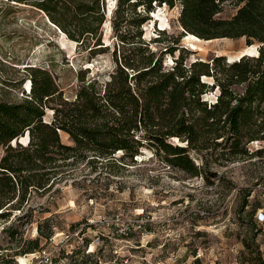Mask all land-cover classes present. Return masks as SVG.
I'll return each instance as SVG.
<instances>
[{
    "label": "trees",
    "instance_id": "trees-1",
    "mask_svg": "<svg viewBox=\"0 0 264 264\" xmlns=\"http://www.w3.org/2000/svg\"><path fill=\"white\" fill-rule=\"evenodd\" d=\"M1 1L43 11L81 48H109H102L100 33L105 22L104 0ZM116 2L115 10L122 14L124 27L134 25L138 30L131 35L115 26V68L107 80L88 78L89 69L80 70L79 87L70 99L61 91L52 71L27 65L23 74V80L30 82L27 94L16 102L0 98V148L5 149L0 159V222L10 217L12 210L23 211L33 193H47L63 179L75 176L78 170L74 166L112 163L116 154L122 155L121 161L135 163L143 150H150L170 169L190 178L200 177L210 186H216L212 178L220 182L223 178L211 172L213 168L241 163L251 168L250 185L239 187L229 180L226 189L244 194L238 216L249 207L251 218L240 219V226L250 236L244 245L253 262L264 264L256 243L257 233L264 232V220L259 223L253 219L263 207L248 199L255 186L264 185V0ZM229 2L238 10L225 19L220 15ZM177 3L181 5L179 22L187 33L184 41L193 51L178 47L180 37H163L165 29L156 30L150 42L142 39L140 28L153 20L156 10L163 5L174 8ZM129 10L135 14V21ZM225 38L245 39L248 46L257 44L259 54L231 63L226 56H214L188 64L189 55L200 50L198 43ZM152 43L166 46L154 51ZM177 51L174 64L166 67L165 57ZM3 83L14 84L6 80ZM210 94H215V100L207 98ZM47 109L53 112L49 122L45 120ZM61 133L69 136L71 145L63 143ZM24 137L28 138L26 144L18 141ZM255 144L258 146L253 147ZM32 218L33 209L29 208L18 221L26 219L31 224ZM1 231L6 237L0 238V264H17L18 256L43 248L40 238L19 235L15 225ZM40 232L39 237L47 243L56 233L51 230L43 235L38 226ZM75 254L79 253L66 258L72 259ZM81 254L83 264L101 262L91 260L94 253ZM200 262L196 258L194 264Z\"/></svg>",
    "mask_w": 264,
    "mask_h": 264
},
{
    "label": "rangeland",
    "instance_id": "rangeland-1",
    "mask_svg": "<svg viewBox=\"0 0 264 264\" xmlns=\"http://www.w3.org/2000/svg\"><path fill=\"white\" fill-rule=\"evenodd\" d=\"M116 3L104 0L105 22L100 33L102 48H109L101 51V46H77L43 11L0 0V98L16 102L27 94L30 82L23 80L27 65L44 66L52 71L61 91L70 99L79 87L80 70L89 69L88 78L107 80L115 68L112 56L118 44L115 26L131 35L138 30L134 25L124 27L122 14L115 10ZM237 10L229 2L220 16L231 18ZM180 13V3L174 8L163 5L157 9L153 20L141 26L142 39L150 42L156 30L165 29L163 37H180L178 47L192 50L184 41L187 33L179 22ZM130 15L135 21V14L130 11ZM197 45L200 50L189 55L188 64L214 56H226L231 63L243 56L259 54V45L248 46L245 39H215L210 44ZM165 46L150 45L154 51ZM178 56V51L174 56L167 55L164 65L171 67ZM4 80L14 84L7 86ZM207 98L215 100V94ZM52 118L53 112L47 109L45 120L49 122ZM61 138L64 144H72L67 134L61 133ZM27 140L24 137L18 141L26 144ZM4 153L1 147L0 159ZM121 156L116 154L112 163L78 164L74 166L78 170L75 176L63 179L47 193H33L23 211L12 210L10 217L0 222V238L6 237L3 228L15 225L19 235L40 238L42 249L53 257L52 264H83V251L94 253L92 261L98 259L106 264H194L196 258L201 264H259L251 260L244 245L250 236L240 226V219H251L249 207L238 216L244 194L226 189L229 180L239 187H248L250 167L244 168L241 163L215 167L211 172L223 178L221 182L212 178L216 186H210L200 177L190 178L170 169L150 150H143L135 163L129 159L121 161ZM248 199L260 202L263 207L253 218L261 223L264 185L255 186ZM29 208L33 209L32 223L27 224L26 219L18 221ZM38 226L42 227L43 235L51 230L56 232L52 241L47 243L44 237H39L42 233L38 234ZM256 243L264 263L263 231L257 233ZM74 252L79 254L66 258ZM31 258L18 256L17 264H37Z\"/></svg>",
    "mask_w": 264,
    "mask_h": 264
},
{
    "label": "built area",
    "instance_id": "built-area-1",
    "mask_svg": "<svg viewBox=\"0 0 264 264\" xmlns=\"http://www.w3.org/2000/svg\"><path fill=\"white\" fill-rule=\"evenodd\" d=\"M125 234H127V233H125ZM55 235H56V233L50 238L49 241H52V239ZM67 237L69 238V236H67ZM33 260H37V264H52L53 263V257L51 255V253H48L47 251H44L43 249H41L40 251H38L36 253H33L30 261H33ZM124 262L127 263L128 260H125ZM99 264H106V263L101 261Z\"/></svg>",
    "mask_w": 264,
    "mask_h": 264
},
{
    "label": "bare ground",
    "instance_id": "bare-ground-1",
    "mask_svg": "<svg viewBox=\"0 0 264 264\" xmlns=\"http://www.w3.org/2000/svg\"><path fill=\"white\" fill-rule=\"evenodd\" d=\"M32 255H33V254L26 255V258H28L29 256H31V257H32Z\"/></svg>",
    "mask_w": 264,
    "mask_h": 264
}]
</instances>
